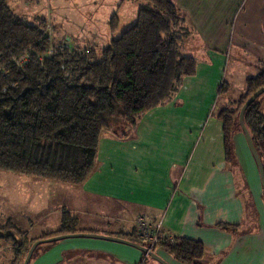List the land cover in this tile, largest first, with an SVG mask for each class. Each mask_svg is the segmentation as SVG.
Segmentation results:
<instances>
[{"label": "crops", "instance_id": "1", "mask_svg": "<svg viewBox=\"0 0 264 264\" xmlns=\"http://www.w3.org/2000/svg\"><path fill=\"white\" fill-rule=\"evenodd\" d=\"M173 1L187 30L181 51L197 59V74L135 128L122 123L105 131L83 184L27 176L24 206L32 204L30 192L44 194L25 221L3 212L0 223L11 221L40 239L59 235L69 213L78 219L77 232L133 237L143 216L162 221L165 234L202 242L205 264H264L259 169L241 130L234 136L238 161L227 163L218 117L227 102L245 94L246 79L264 69V0ZM233 63L239 73L229 78ZM225 82L228 90L239 88L235 97L221 98ZM259 103L264 111V100ZM154 252L169 264H185L161 248ZM150 258L162 264L130 245L79 237L51 243L29 264H142ZM14 260L13 242L0 237V264Z\"/></svg>", "mask_w": 264, "mask_h": 264}, {"label": "trees", "instance_id": "2", "mask_svg": "<svg viewBox=\"0 0 264 264\" xmlns=\"http://www.w3.org/2000/svg\"><path fill=\"white\" fill-rule=\"evenodd\" d=\"M11 1L0 0V67L6 72H0V170L83 184L95 169L105 131L122 123L135 128L145 113L173 100L185 78L197 74V59L181 51L187 30L173 0H144L132 25L116 37L121 18L114 14L107 45L81 47L69 41L61 48L54 47L56 35L49 34L46 18L30 23L14 11ZM263 87L264 69L247 78L245 94L218 113L227 163L234 161L236 129L243 131L241 109ZM227 91L225 82L219 94ZM244 121L259 151L264 111L257 100L247 108ZM6 226L13 234L0 237L13 242L12 264L19 263L35 241L53 237L24 244L17 238L22 232L11 221L0 228ZM78 230L77 217L65 213L59 235ZM131 235L121 237L149 247L136 226ZM155 248L185 264H205L207 256L202 242L168 234L158 238Z\"/></svg>", "mask_w": 264, "mask_h": 264}, {"label": "rangeland", "instance_id": "3", "mask_svg": "<svg viewBox=\"0 0 264 264\" xmlns=\"http://www.w3.org/2000/svg\"><path fill=\"white\" fill-rule=\"evenodd\" d=\"M143 3L144 0H13L10 4H12L14 11L17 10L25 15L30 23H36L38 18H46L50 22V33L56 35L57 41H53L54 47L61 48L66 47L70 42L79 44L81 47L95 46L96 44L107 45L110 42L109 37L113 36L110 32L112 16L117 14L121 18L120 28L113 36L116 37L132 25L136 13ZM19 7L22 8L19 9ZM53 38L55 37L53 36ZM90 60L92 61L93 58ZM237 68V64L233 63L229 71V78L232 77V73L237 74ZM238 91L239 88L236 87L232 88V91L229 89L228 93L221 95V98L235 97L233 95ZM262 100H264V93L257 98L258 102ZM236 130H240V127ZM258 148L264 163V140L258 141ZM234 160L238 161L235 146ZM26 177L27 175L0 170V214L3 212L13 214L15 217L18 216L21 221L29 218L30 211L38 204L34 201L40 200L44 193H40L39 190L30 192L31 197H33L32 204L30 207L24 206L23 201L27 192L26 183L29 180ZM36 178L31 180H39ZM8 223L10 222L0 223V226ZM12 232L8 226L4 229L0 228V233ZM27 235V231L22 232L19 240L21 243L31 245L34 238L27 237ZM51 243L53 242L41 243L34 254H39L41 249ZM142 243L147 244L146 240H142ZM25 256L26 254L17 264H23ZM151 262L152 259L150 258L148 261H143L142 264H150Z\"/></svg>", "mask_w": 264, "mask_h": 264}, {"label": "water", "instance_id": "4", "mask_svg": "<svg viewBox=\"0 0 264 264\" xmlns=\"http://www.w3.org/2000/svg\"><path fill=\"white\" fill-rule=\"evenodd\" d=\"M264 93V87L259 89L258 91H256L249 99L248 101L244 104V106L241 109L240 112V125L241 128L243 130V133L245 135L247 144L249 146V149L255 159V162L257 164V167L259 169V174H260V178H261V182H262V187H263V193H264V164H263V160L262 157L257 149L256 144L253 141L252 135L250 133V131L248 130L245 121H244V116H245V112L247 110V108L257 100V98L259 96H261ZM97 238V239H103V240H108V241H113V242H118V243H122V244H126V245H130L132 247L138 248L140 249L142 252L144 253H148V255H150L151 257H153L154 259L158 260L159 262H161L162 264H169L166 260H164L161 256H159L157 253H155L154 251L150 250L148 247H145L139 243L127 240L125 238H121L118 236H112V235H105V234H99V233H93V232H77V233H69V234H61V235H57V236H53V237H49V238H44V239H40L35 241L32 246L30 247L29 251L27 252V255L24 259L23 264H29L37 247L41 244V243H50V242H56L62 239H67V238Z\"/></svg>", "mask_w": 264, "mask_h": 264}, {"label": "built area", "instance_id": "5", "mask_svg": "<svg viewBox=\"0 0 264 264\" xmlns=\"http://www.w3.org/2000/svg\"><path fill=\"white\" fill-rule=\"evenodd\" d=\"M49 34H51L49 32ZM53 50L50 51V54H52ZM19 62L18 60H16ZM0 72L2 74H6L5 71H2V68L0 67ZM136 225V231L140 235V237L144 240H146L149 243V249L154 250L158 238L162 235H165L163 231V222L162 221H152L150 219H147L143 216H140L135 221ZM146 256H148V253H146Z\"/></svg>", "mask_w": 264, "mask_h": 264}]
</instances>
